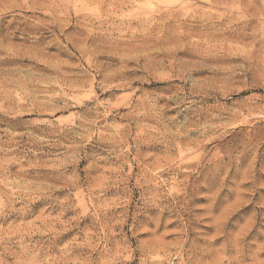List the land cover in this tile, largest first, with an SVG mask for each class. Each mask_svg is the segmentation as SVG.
<instances>
[{
  "label": "rangeland",
  "instance_id": "1",
  "mask_svg": "<svg viewBox=\"0 0 264 264\" xmlns=\"http://www.w3.org/2000/svg\"><path fill=\"white\" fill-rule=\"evenodd\" d=\"M0 264H264V0H0Z\"/></svg>",
  "mask_w": 264,
  "mask_h": 264
}]
</instances>
